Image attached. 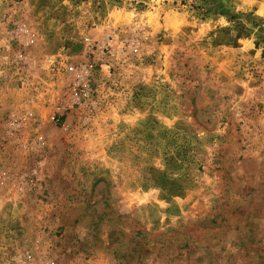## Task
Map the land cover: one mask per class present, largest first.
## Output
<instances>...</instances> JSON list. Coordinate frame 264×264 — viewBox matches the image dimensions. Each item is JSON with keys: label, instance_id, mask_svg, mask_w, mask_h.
<instances>
[{"label": "rangeland", "instance_id": "obj_1", "mask_svg": "<svg viewBox=\"0 0 264 264\" xmlns=\"http://www.w3.org/2000/svg\"><path fill=\"white\" fill-rule=\"evenodd\" d=\"M0 264H264V0H0Z\"/></svg>", "mask_w": 264, "mask_h": 264}, {"label": "built area", "instance_id": "obj_2", "mask_svg": "<svg viewBox=\"0 0 264 264\" xmlns=\"http://www.w3.org/2000/svg\"><path fill=\"white\" fill-rule=\"evenodd\" d=\"M72 70V68H70Z\"/></svg>", "mask_w": 264, "mask_h": 264}]
</instances>
